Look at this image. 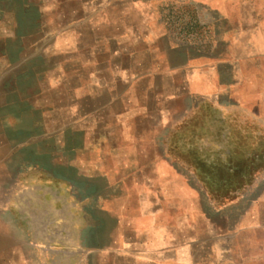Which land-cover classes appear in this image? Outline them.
I'll return each mask as SVG.
<instances>
[{
	"label": "crops",
	"instance_id": "crops-1",
	"mask_svg": "<svg viewBox=\"0 0 264 264\" xmlns=\"http://www.w3.org/2000/svg\"><path fill=\"white\" fill-rule=\"evenodd\" d=\"M156 2L194 4L213 24L210 38L189 45L167 30L156 41L160 56L138 62L143 50L140 46L155 42L150 25L156 18ZM24 3L25 17L30 19L34 14L47 28L37 33V43H43L44 49H53L63 36L71 34L73 46L69 50L85 53L82 60L74 53L70 59L73 66H104L112 71L109 78L102 77L99 71L90 73L88 82L98 84L99 95L105 98L112 93L108 83L124 87V91L114 90L118 99L131 95L128 104L133 120L128 127L141 136L131 140L135 144L163 146L170 131L202 102L257 115L264 124V0ZM149 4L151 9L145 10ZM143 26L146 34L140 32ZM133 60L136 74L114 76V68L131 67ZM107 109V104L93 111L89 107L85 115L94 114L100 129L110 131L113 129L104 117ZM113 114L122 116L123 112L115 110ZM24 141L18 145L27 148L37 143ZM10 144L11 139H7L6 145ZM118 144H123V139L115 140ZM24 157L25 164L41 167V155L29 153ZM12 160L9 156L0 165V173L8 179L16 169ZM101 160L103 180L97 195L90 193V155L75 154L66 167L67 177L77 176V185L82 184L87 193L68 205L71 208L64 219L71 233L68 243L72 246L68 250L80 260L79 264H264V180L244 189L238 199L220 205L207 188L192 184L185 172L174 170L167 157L133 156L126 161L109 155ZM58 170L54 168V172ZM6 201L4 195L0 201V259L16 257L22 244L18 229L21 222L16 223L7 213ZM51 207L45 216L54 227ZM42 212L40 209L33 214L35 226L41 224Z\"/></svg>",
	"mask_w": 264,
	"mask_h": 264
},
{
	"label": "rangeland",
	"instance_id": "rangeland-1",
	"mask_svg": "<svg viewBox=\"0 0 264 264\" xmlns=\"http://www.w3.org/2000/svg\"><path fill=\"white\" fill-rule=\"evenodd\" d=\"M24 5V0H0V165L10 156L11 164L16 166L10 179L0 173V201L5 195L4 208L16 223L21 222L18 229L22 240L16 257L0 259V264L80 263L68 250L72 246L68 243L71 233L64 220L71 208L68 205L87 195L82 184L77 185V176L67 177L68 160L75 154L91 156V195H97L102 186L101 159L109 155L126 161L133 156L167 157L174 170L185 172L192 184L207 188L220 205L238 199L244 189L264 180V124L259 116L202 102L170 131L163 146L135 144L133 141L141 136L128 127L133 120L128 104L131 95L118 99L114 90L124 91V87L108 83L112 93L104 98L98 93V84L88 82L90 73L99 71L109 78L112 71L104 66H73L74 53L79 60L85 53L69 50L73 46L71 34L63 36L55 48L44 49L43 43L35 39L47 28L34 14L27 19ZM151 7L149 4L145 10ZM153 8L156 18L150 27L154 28L155 42L140 46L143 50L138 62L160 56L156 41L164 31L189 45L210 38L213 24L194 4L156 2ZM140 32L146 34V28L140 27ZM133 61L131 67L114 68V76L136 74ZM138 70L142 74L141 67ZM103 104H107L104 117L110 122V131L100 129L94 114L85 115L89 107L93 111ZM115 110L123 115L115 116ZM119 117L122 120L116 121ZM116 123L123 126L117 128ZM7 139H11L10 146L6 145ZM25 139L37 143L27 148L19 146L18 142ZM120 139L123 144L115 145ZM29 153L41 155L40 168L22 161ZM79 164L82 168V159ZM50 207L54 210V227L45 216ZM40 209L43 218L35 226L32 216ZM28 218L31 221H26Z\"/></svg>",
	"mask_w": 264,
	"mask_h": 264
}]
</instances>
